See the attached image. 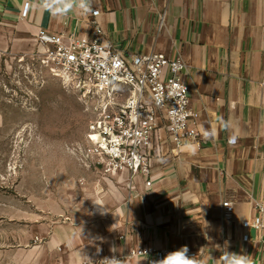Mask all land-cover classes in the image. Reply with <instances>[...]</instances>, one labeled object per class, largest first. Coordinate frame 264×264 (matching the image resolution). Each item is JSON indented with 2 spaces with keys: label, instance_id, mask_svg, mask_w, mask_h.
<instances>
[{
  "label": "crops",
  "instance_id": "crops-1",
  "mask_svg": "<svg viewBox=\"0 0 264 264\" xmlns=\"http://www.w3.org/2000/svg\"><path fill=\"white\" fill-rule=\"evenodd\" d=\"M38 2L0 0V52H26L41 29L89 38L95 19L127 58L185 60L191 122L202 138L176 147L159 125L151 172L135 176H105L95 159L76 154L80 165L62 183L71 200L41 235V249L63 264H109L103 259L123 254L121 264H154L156 252L183 246L199 264H228V253L264 264V233L244 225L264 206V0H88L87 11L67 16ZM132 248L153 252L131 256Z\"/></svg>",
  "mask_w": 264,
  "mask_h": 264
},
{
  "label": "rangeland",
  "instance_id": "rangeland-1",
  "mask_svg": "<svg viewBox=\"0 0 264 264\" xmlns=\"http://www.w3.org/2000/svg\"><path fill=\"white\" fill-rule=\"evenodd\" d=\"M27 44L0 52V264H63L41 249V235L71 200L62 183L101 110L42 62L36 38Z\"/></svg>",
  "mask_w": 264,
  "mask_h": 264
},
{
  "label": "built area",
  "instance_id": "built-area-1",
  "mask_svg": "<svg viewBox=\"0 0 264 264\" xmlns=\"http://www.w3.org/2000/svg\"><path fill=\"white\" fill-rule=\"evenodd\" d=\"M29 2L22 10L26 16ZM98 11L93 12L97 16ZM93 35L79 38L72 34L39 30L36 41L40 44L44 64L68 85L79 90L87 102L98 99L101 113L89 124L88 145L77 149L83 162L94 160L105 176L129 172L131 176L151 172L150 153L159 125L166 128L176 147L189 142L202 145V138L191 122L189 87L183 80L187 64L182 57L169 58L161 52L123 56L103 38V30L93 19ZM166 71L169 75L166 76ZM129 88L122 103L121 89ZM151 184L150 181L147 182ZM225 217L230 218L233 204L223 202ZM259 215L244 222L264 233V206L257 203ZM248 239V235L244 236ZM264 249V239L262 240ZM153 252L147 248H132L129 255ZM170 251L156 252V261ZM190 258L195 256L191 252ZM123 255L106 259L120 260Z\"/></svg>",
  "mask_w": 264,
  "mask_h": 264
},
{
  "label": "clouds",
  "instance_id": "clouds-1",
  "mask_svg": "<svg viewBox=\"0 0 264 264\" xmlns=\"http://www.w3.org/2000/svg\"><path fill=\"white\" fill-rule=\"evenodd\" d=\"M37 7L51 12L55 16H67L69 12H79L88 10V0H39ZM94 203L99 204L94 201ZM187 246L169 252L163 259L154 264H199L195 257L190 258ZM228 264H250L245 257L237 254H229ZM109 264H121V261L113 258L106 259Z\"/></svg>",
  "mask_w": 264,
  "mask_h": 264
}]
</instances>
